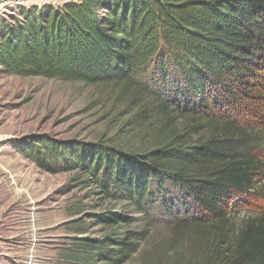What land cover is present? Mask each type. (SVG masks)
Listing matches in <instances>:
<instances>
[{
  "label": "trees",
  "instance_id": "trees-1",
  "mask_svg": "<svg viewBox=\"0 0 264 264\" xmlns=\"http://www.w3.org/2000/svg\"><path fill=\"white\" fill-rule=\"evenodd\" d=\"M0 67L6 75L108 85L124 100L141 133L137 150L40 142L56 160L69 159L62 170L81 171L105 198L142 214L159 205L171 215L179 197L190 213L144 252L146 262L264 264V211L237 226L236 207L229 208L257 192L263 161L253 154L256 130L208 100L211 90L248 86L255 68L263 70L264 0L32 6L0 22ZM98 218L111 233L80 238L84 250L70 255L73 264L84 262L79 252L86 250L94 254L85 260L96 264H124L140 252L146 230L120 233L131 219L117 212Z\"/></svg>",
  "mask_w": 264,
  "mask_h": 264
},
{
  "label": "rangeland",
  "instance_id": "rangeland-1",
  "mask_svg": "<svg viewBox=\"0 0 264 264\" xmlns=\"http://www.w3.org/2000/svg\"><path fill=\"white\" fill-rule=\"evenodd\" d=\"M76 1L35 0L28 8L0 16V22L19 19L32 6ZM260 67L248 86L234 83L208 94L220 115L256 130L253 154L263 161L255 195L229 203V208L232 203L236 207L237 226L264 211V67ZM131 119L126 103L111 86L6 75L0 67V264H73L70 255L84 250L80 238L102 240L111 233L98 218L110 211L131 219L120 233H148L140 252L124 264H153L142 259L144 252L167 236L173 222L190 213L179 197L171 215L159 205L146 207L142 214L105 198L81 171L62 170L69 159L56 160L51 146L40 142L102 143L137 150L141 133ZM79 254L90 260L94 253ZM85 259L82 264H96Z\"/></svg>",
  "mask_w": 264,
  "mask_h": 264
},
{
  "label": "built area",
  "instance_id": "built-area-1",
  "mask_svg": "<svg viewBox=\"0 0 264 264\" xmlns=\"http://www.w3.org/2000/svg\"><path fill=\"white\" fill-rule=\"evenodd\" d=\"M35 0H0V16L13 14L34 5Z\"/></svg>",
  "mask_w": 264,
  "mask_h": 264
}]
</instances>
